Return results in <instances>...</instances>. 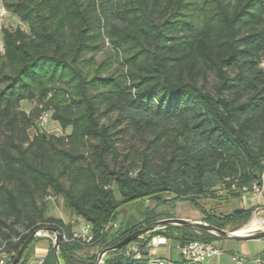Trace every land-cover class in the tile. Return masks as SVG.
Instances as JSON below:
<instances>
[{
  "label": "trees",
  "instance_id": "obj_1",
  "mask_svg": "<svg viewBox=\"0 0 264 264\" xmlns=\"http://www.w3.org/2000/svg\"><path fill=\"white\" fill-rule=\"evenodd\" d=\"M2 3L27 24V30L1 29L0 251L9 254L7 264L43 227L59 235L60 262L97 264L96 254L77 257L85 245L63 239L73 225L47 215L51 195L61 196L64 206L90 225L88 245L103 250L156 220L148 214L113 233L106 227L115 223L121 203L186 200L198 207L199 197L239 195L260 178L264 0ZM103 40L120 52L119 67L108 71V64L87 56ZM210 76L213 83L206 87ZM23 101L36 105L26 111ZM47 110L68 133L30 134ZM222 187L228 192L219 194ZM200 212L204 222L223 228L251 209ZM176 226L183 237L162 236L179 244L221 238ZM194 230L202 237H185ZM36 239L17 264H28ZM149 240L130 242L140 243L138 256L127 244L108 251L102 264H149L153 258L143 249ZM170 260L189 264L182 257Z\"/></svg>",
  "mask_w": 264,
  "mask_h": 264
},
{
  "label": "rangeland",
  "instance_id": "obj_2",
  "mask_svg": "<svg viewBox=\"0 0 264 264\" xmlns=\"http://www.w3.org/2000/svg\"><path fill=\"white\" fill-rule=\"evenodd\" d=\"M0 8L3 7L2 0H0ZM5 9V8H4ZM22 27L23 29L27 30V24L20 21V19L10 11H7L5 9V12L0 15V50L2 51V34L1 29L7 28V29H14L16 27ZM88 57L93 56V58L97 61V63L105 62L108 64L109 67H107V71L119 67V61H120V52L117 54L109 41L103 40L99 43V48L94 51L90 52ZM262 65L264 67V60L262 62ZM213 83V77L210 76L208 78L207 83H205L206 87H210ZM36 104L35 102L31 101H23L21 103V108L29 111L32 107H34ZM49 115L51 114V110L46 111ZM38 127V129H37ZM40 131L45 132L47 134H54V135H63L64 133H68L69 129L62 130L59 124L52 120L51 118L47 119V122L44 124H41L40 121H37L36 127L30 129V134H33L34 131ZM116 198H119V193L117 190L114 192ZM245 193L239 194L242 195ZM250 196L253 195V193H246ZM164 197H169L168 194H164ZM237 196V195H236ZM232 196H226V199H216V198H210V197H199L198 202L199 205L196 207L195 205H192L190 202L186 200H177V201H168L166 203L158 204L155 199H136L131 200L128 202H124L118 205L116 209L115 214V223L117 226H114L112 223L108 224L106 228L112 229V232L114 233L118 226L120 230H126L133 225L142 222L148 217V214H152V217H155L156 220L150 223H155L156 221L162 220V219H168V218H201L203 219V215L200 212L201 209H205L207 211L212 212L215 215H226L232 212L235 209H251V212L249 216H243L236 220H230L223 226L222 229H224L227 232H234L239 228L247 227L252 219L256 220V224L247 227L246 233H251L254 231H261L264 230V212L260 211L258 206H246L243 204V201L240 198H234L233 200L229 198ZM48 203V210L47 215L61 218L65 223H71L73 225V231H78L81 226H76V223L80 221V217H77L74 213H72L69 209H67L63 204V198L61 196H54L51 195L47 198ZM169 216V217H167ZM186 219V218H184ZM190 220V219H188ZM206 223V222H205ZM149 223H143L142 225L145 226ZM175 227H178L173 224H156V226L151 230L150 232L142 235L139 237L140 239H149V242L144 245V250L147 251V255L153 259H158L155 257V255L163 256L164 258L168 259L167 257H171L173 259H180L179 251L177 249V243L176 241H173V239L164 238L162 235L166 234L170 237H176L177 239L182 236V233L178 230H176ZM166 236V237H167ZM37 239L34 242V244L39 239L47 238L49 239V244L54 245L55 241V235L52 232L48 231H40V234L36 236ZM185 237L189 238H200L201 233L198 230H194L191 234L186 235ZM155 238V239H154ZM154 239V240H153ZM256 239H249V240H230L225 238H220L218 240L212 241L216 246H221L223 249V256L221 258H214V263L218 262L219 264H235L231 260V253L229 252L227 245H234L238 247L244 242L250 243L251 246L254 247V241ZM226 244V245H225ZM140 243H130L126 246V250L128 252H134L138 256L139 246ZM101 252L100 246L95 245H85L77 252V257L80 259L86 258L90 255L96 254V263L98 262V254ZM241 251H234L232 254H239ZM243 252V251H242ZM5 253L0 251V256ZM106 254V253H105ZM104 256L102 257V263L104 260ZM30 257L32 256V251L30 252ZM6 258H9V254H6ZM136 256V257H137ZM242 256V255H241ZM243 257V256H242ZM46 259L45 257H40L37 259V264L40 259ZM244 258V257H243ZM59 259V256H58ZM211 259L210 261H212ZM220 260V261H219ZM60 264H63V262H60ZM29 264H36V261L34 258L31 259ZM42 264H57L55 254L50 252L47 259ZM244 264H252L248 260H244Z\"/></svg>",
  "mask_w": 264,
  "mask_h": 264
},
{
  "label": "built area",
  "instance_id": "obj_3",
  "mask_svg": "<svg viewBox=\"0 0 264 264\" xmlns=\"http://www.w3.org/2000/svg\"><path fill=\"white\" fill-rule=\"evenodd\" d=\"M5 12L4 8H0V15ZM49 118L48 113H44L41 115L39 121L41 124L47 122ZM235 186L232 185L231 189H234ZM228 192V188L222 187L219 190V194H225ZM241 193H253V194H263L264 195V171L261 173L260 178L257 181H254L249 187H243L240 190ZM116 226V224H113ZM55 235V234H54ZM65 241L75 240L82 245H87L91 243L93 237L91 234L90 225L83 223L80 229L77 231H73L70 237L63 236ZM155 239V238H154ZM153 239V240H154ZM177 249L179 254L189 264H219L218 262H211V259H218L223 254V249L221 247L216 246L211 241H202V240H190L184 242L183 244H178ZM6 254L0 256V264H7L9 258H6ZM231 260L235 264H244V258L238 254H231ZM43 259L41 258L38 261V264H41ZM149 264H173L170 259L162 260V259H151ZM254 264H264V262L257 258L254 259Z\"/></svg>",
  "mask_w": 264,
  "mask_h": 264
},
{
  "label": "water",
  "instance_id": "obj_4",
  "mask_svg": "<svg viewBox=\"0 0 264 264\" xmlns=\"http://www.w3.org/2000/svg\"><path fill=\"white\" fill-rule=\"evenodd\" d=\"M173 224V225H182V226H187V227H192V228H197V229H205L208 232L218 235L222 238L225 239H230V240H249V239H259V238H264V230L261 231H254L251 233H245V234H233L232 232H227L222 228H218L214 225L205 223V222H196V221H190L188 219L184 218H168V219H162L159 221H156L155 223H149L143 227H140L133 231L132 233H129L125 235L120 241H118L116 244L106 247L101 252L98 254V262L97 264H102V257L104 256L105 253H107L110 250H115L118 249L124 245L129 244L136 238L141 237L142 235L150 232L153 230V228L156 226V224ZM40 231H51L55 234V241H54V254L56 257L57 264L59 263L58 255H57V250H58V233L55 229L49 228V227H43L41 229H38L31 233L28 238L25 240V242L21 245L15 256L13 257L12 261L10 264H17L21 258V255L23 254L25 248L30 244V242L40 234Z\"/></svg>",
  "mask_w": 264,
  "mask_h": 264
},
{
  "label": "crops",
  "instance_id": "obj_5",
  "mask_svg": "<svg viewBox=\"0 0 264 264\" xmlns=\"http://www.w3.org/2000/svg\"><path fill=\"white\" fill-rule=\"evenodd\" d=\"M234 198H240L243 201V204L246 206H258L257 208L260 209V211L264 212V195L263 194H253L252 196H250L249 194H242V195H235L229 198L230 199H234ZM183 218V217H182ZM186 219H190V221H196V222H204L201 218H188V217H184ZM84 223V221L82 219H80V221L78 223H76V226H81ZM74 229V228H72ZM254 247L250 245V243L244 242L241 245H239L238 247L234 246V245H227L226 247H228L229 252L232 254L234 253V251H241L239 252L238 255H242L244 257L245 261H249L252 264H254V259H261L264 262V238H259L256 239L254 241ZM226 245V244H225ZM223 246V245H221ZM219 246V247H221ZM222 248V247H221ZM243 251V252H242ZM50 254V244H49V239L44 238V239H39L35 244H34V248L32 251V256L29 257V262L31 261L32 258L35 259L36 264H37V259L40 257H45L47 259L48 255ZM223 256V254L221 255V257ZM156 258L159 259H166L163 256H158L155 255ZM220 257V258H221ZM168 259H172V260H178V259H173L171 257H167ZM220 261V260H219ZM211 262H215L214 259Z\"/></svg>",
  "mask_w": 264,
  "mask_h": 264
},
{
  "label": "bare ground",
  "instance_id": "obj_6",
  "mask_svg": "<svg viewBox=\"0 0 264 264\" xmlns=\"http://www.w3.org/2000/svg\"><path fill=\"white\" fill-rule=\"evenodd\" d=\"M256 224V220L255 219H252L250 224L248 225L249 227L253 226ZM247 226V227H248ZM247 227H242V228H239L237 229L236 231L232 232L233 234H245L246 231L248 230Z\"/></svg>",
  "mask_w": 264,
  "mask_h": 264
}]
</instances>
